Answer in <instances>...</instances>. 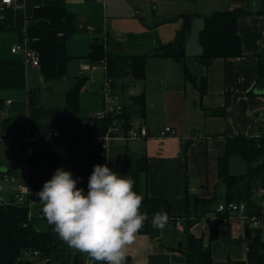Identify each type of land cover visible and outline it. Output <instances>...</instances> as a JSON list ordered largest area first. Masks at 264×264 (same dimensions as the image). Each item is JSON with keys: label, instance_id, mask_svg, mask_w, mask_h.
I'll return each mask as SVG.
<instances>
[{"label": "crops", "instance_id": "1", "mask_svg": "<svg viewBox=\"0 0 264 264\" xmlns=\"http://www.w3.org/2000/svg\"><path fill=\"white\" fill-rule=\"evenodd\" d=\"M238 7L246 9L237 23L242 54L203 63L199 34L205 16ZM185 14L192 18L185 62L193 79L185 77L176 58L155 54L161 45L175 40ZM17 44L35 51L39 64L27 61L22 51L12 52ZM141 56H146L145 76L136 78L135 59ZM261 64L264 0H15L11 4L0 0V134L38 138L60 130L67 91L82 78L79 110L83 117H92L106 107L103 87L111 78L116 102L123 113L130 112V117L120 115L121 122L126 121L127 128L132 123L146 125L151 136L135 146L116 140L106 156L146 155L149 195L169 199L173 217L199 218L191 230L207 240L208 220L218 215L217 204L226 192L219 158L226 151L227 137L264 134ZM136 97L142 100L137 102ZM82 120H89H80L87 131ZM165 125L175 132L153 135ZM0 142L1 172L16 166V158L11 143ZM62 145L60 140L57 146ZM236 156L230 158V170L236 173L235 167L243 173L247 165ZM89 177H74L85 193ZM9 189L0 184V197L12 199ZM214 196L218 201L211 207L198 201ZM220 222V236L211 243L214 264H249L245 221L232 214ZM261 234L264 239V226ZM185 238L170 219L162 231L149 223L147 232L138 233L126 264H186L185 255L176 249Z\"/></svg>", "mask_w": 264, "mask_h": 264}, {"label": "trees", "instance_id": "2", "mask_svg": "<svg viewBox=\"0 0 264 264\" xmlns=\"http://www.w3.org/2000/svg\"><path fill=\"white\" fill-rule=\"evenodd\" d=\"M246 14V9L238 7L224 11H215L205 16V24L201 29L199 38L203 46V53L199 60L209 64L216 57H231L242 54L241 36L237 29L238 19ZM185 23L177 32L173 42L163 44L156 49V55L172 56L181 63L185 77L193 79V76L185 62V42L190 31L191 15L185 14ZM146 56L135 59L134 76L143 78L145 76ZM80 79L76 85L67 91L65 121L60 126L61 144L69 148V152L60 154L53 146H41L43 156H39L41 162L48 163V169L40 171L38 187L42 189L45 181L52 178V170L56 162L63 161L64 169L70 170L73 177L90 176L96 164H107L113 171L122 176L131 178L134 181V190L143 196L141 212L147 213L149 220L145 221L141 232H147L151 218L157 212H166L174 226L176 221L181 219L184 223L185 241L176 248L186 257V264H214L211 243L220 236L219 228L221 219L229 217L228 214H220L215 219L214 225L210 228V235L207 240L203 236H197L192 232L191 227L198 222L199 218H180L172 216V203L169 199L152 197L147 192L148 157L146 155L111 158L106 156L101 146L89 148L87 140L82 137L86 132L80 125V120L87 118L94 123V128L89 131L90 138L95 134H104L111 122L116 117L97 120L94 117H83L79 110ZM264 84V65L260 68V83ZM205 91V89L203 90ZM142 97H136L135 101L140 102ZM130 117L128 110L124 112ZM123 113V114H124ZM215 113H220L215 110ZM116 116V115H115ZM126 126L127 123L125 121ZM76 146H82V151L75 152ZM73 147L74 150L71 149ZM129 148V147H128ZM233 155L240 156L247 165L243 173H232L230 170V158ZM219 177L225 184L226 192L223 201L246 202L249 215H261L264 211V193L262 201L257 202L255 195L259 188L264 189V134L260 136H249L238 134L227 137L226 151L219 158ZM202 206H212L217 202V196L211 199L198 200ZM219 204V202H218ZM217 204V205H218ZM219 215V214H218ZM200 217V216H199ZM261 227H254L249 220L245 221V235L247 238L249 264H264V239L261 234ZM52 225L48 224L42 212L33 218H29L28 209L17 205H0V264H39L35 260H24L23 252L28 249H37L41 258H47L50 264H71L75 249L70 248L53 231Z\"/></svg>", "mask_w": 264, "mask_h": 264}, {"label": "clouds", "instance_id": "3", "mask_svg": "<svg viewBox=\"0 0 264 264\" xmlns=\"http://www.w3.org/2000/svg\"><path fill=\"white\" fill-rule=\"evenodd\" d=\"M77 183L70 170L58 168L36 192L42 215L62 241L84 256L85 264H126L149 220L141 212L144 198L134 190V181L105 163L94 166L87 193ZM168 219L166 212H157L151 227L162 231Z\"/></svg>", "mask_w": 264, "mask_h": 264}, {"label": "built area", "instance_id": "4", "mask_svg": "<svg viewBox=\"0 0 264 264\" xmlns=\"http://www.w3.org/2000/svg\"><path fill=\"white\" fill-rule=\"evenodd\" d=\"M14 1L15 0H1L3 4H11ZM11 50L14 53L21 51L24 52L25 59L34 65H38L40 62L39 55L35 51L26 48L24 44H17L13 46ZM112 86V79L107 78L103 87L104 98L107 102L106 107L102 109L103 111L96 112L92 115V117L97 120L107 119L112 116L116 117L114 122L110 123L104 134H95L90 138L89 131L94 128V123L87 120L81 121L82 126L87 129L83 135V139L87 140L89 148L99 145L106 152L116 140L122 139L129 146H135L139 144L142 139L151 136L149 128L146 125H134L132 123L131 127L127 128L125 122H121V119L119 118H121L120 115H122L124 110L116 102L115 95L112 92ZM10 102L11 100L7 101V103ZM174 132L175 129L173 126L165 125L153 135L166 137ZM60 135L61 131L59 129L52 132L49 136H42L38 138H33L26 134L19 139H13L4 138L3 135L0 134V141L7 140L11 143L16 158V166L7 168L0 172V184L9 187V191L13 194V198L10 200L0 197L1 206L17 205L26 207L28 209V216L30 219L42 212V206L36 192L40 190L38 187L40 171L48 169L49 165L47 162H41V165H39V159L37 156L40 158L43 156L41 146H57L60 141ZM75 150L82 151V146H76ZM56 166L57 167L52 170V176L58 168H64L63 161L58 160V162H56ZM258 192V194H262L264 193V189L259 188ZM216 211L219 215L208 220L210 228L214 225L215 219L218 216L220 217V214H239L244 221L249 220L252 226L258 228L264 224V211H262L261 215H249L248 206L244 201H221L217 205ZM175 227L178 230H183V221L181 219L177 220ZM22 258L24 260H35L36 263L39 264H46L47 260H49L47 258H41L39 250L32 248L26 249L23 252Z\"/></svg>", "mask_w": 264, "mask_h": 264}, {"label": "water", "instance_id": "5", "mask_svg": "<svg viewBox=\"0 0 264 264\" xmlns=\"http://www.w3.org/2000/svg\"><path fill=\"white\" fill-rule=\"evenodd\" d=\"M54 150L58 151L60 154H66V147L65 145L62 146H54ZM255 200L257 202H261L262 201V195L261 194H256L255 195ZM82 258H81V254L78 253L77 251L74 253L73 258H72V264H83V261L81 262ZM51 261L47 260L46 264H50Z\"/></svg>", "mask_w": 264, "mask_h": 264}, {"label": "rangeland", "instance_id": "6", "mask_svg": "<svg viewBox=\"0 0 264 264\" xmlns=\"http://www.w3.org/2000/svg\"><path fill=\"white\" fill-rule=\"evenodd\" d=\"M123 114V113H122ZM3 144V142H0V145H2ZM126 144V143H125ZM117 157V156H116ZM236 158H239L240 160H242L239 156H236ZM241 162V164H242V162L243 161H240ZM233 171L235 172L236 171V173H239L238 171H240V170H238L237 168H235V167H233ZM184 224V223H183Z\"/></svg>", "mask_w": 264, "mask_h": 264}]
</instances>
